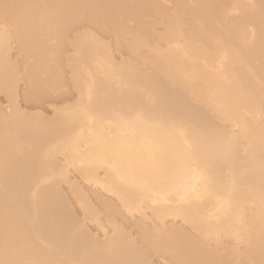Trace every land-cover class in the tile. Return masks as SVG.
<instances>
[{
  "label": "bare ground",
  "instance_id": "1",
  "mask_svg": "<svg viewBox=\"0 0 264 264\" xmlns=\"http://www.w3.org/2000/svg\"><path fill=\"white\" fill-rule=\"evenodd\" d=\"M65 70L73 103L18 107ZM0 94V262L151 264L104 212L164 264H264V0H0Z\"/></svg>",
  "mask_w": 264,
  "mask_h": 264
},
{
  "label": "rangeland",
  "instance_id": "2",
  "mask_svg": "<svg viewBox=\"0 0 264 264\" xmlns=\"http://www.w3.org/2000/svg\"><path fill=\"white\" fill-rule=\"evenodd\" d=\"M165 4L167 5V7H170V4H168L167 2H165ZM171 11V10H170ZM152 17H154V18H157V20H159V21H161V16H152ZM163 21V20H162ZM83 28H86V26L85 27H83ZM160 30H161V27L160 26H158L157 27V31L158 32H160ZM97 34H98V36L100 37V38H102V39H104L106 42H107V40H108V42L107 43H111V45H113V42H112V38L111 37H107V35L106 36H104V35H102V33H100V32H97ZM99 34H101V35H99ZM72 37V34L70 35V38ZM107 37V38H106ZM16 45H12V51H11V58H13L12 60L14 61L15 59V63L17 62L19 65H18V68H20V69H18L19 70V72H21V70H22V68H23V66H21L20 67V63L22 62V59L21 58H18V54H19V52H18V48H17V46L15 47ZM114 49V48H113ZM117 50L115 49L114 50V57H115V59L117 60V61H119V60H121V58H124V59H127V57H129L128 56V54L126 53V52H120V51H117ZM116 54V55H115ZM16 55V56H15ZM121 55V56H120ZM124 56V57H123ZM15 57V58H14ZM20 57V56H19ZM21 59V60H20ZM16 63V64H17ZM138 63L141 65V63L138 61ZM23 64V63H22ZM143 64V63H142ZM24 65V64H23ZM142 66V68L143 69H148V66L146 65V64H143V65H141ZM19 72H18V74H19ZM19 75H22V72H21V74H19ZM68 76H70V73H69V71H67V70H65L64 71V73H63V77H65L64 78V80H65V83L60 87L59 85V87H55V88H52V91H51V89H46V88H43V90L41 91V90H38L39 92H41V94L43 93H46L45 94V96L47 97H44L43 99L42 98H40V99H38L36 102L35 101H32V100H30V101H32V102H28V103H26L27 101H25V99L26 98H24V95L22 96V94L25 92L24 91V89H26V86H25V84H24V79H22L21 78V80H23L22 82H21V80H20V82H18L17 83V86L18 87H16V89H17V91H15V92H17V93H15V96L18 98L16 101H17V103H18V107L22 110V111H24L25 113L27 112V113H32V114H35L36 112L37 113H42V116L44 117V118H47V119H52L53 118V116H54V110L53 109H55V108H57L58 107V109L59 108H63L64 107V105L63 104H65V105H67V104H71V103H73V101L75 100V96L77 95V93H76V91L74 90V88L72 87V84L70 83L71 81H70V79H69V77ZM21 77V76H20ZM67 84V85H66ZM67 86V87H66ZM71 86V87H70ZM62 87H63V89H62ZM65 87V88H64ZM45 90V91H44ZM55 90V91H54ZM24 91V92H23ZM49 91V92H48ZM58 91V92H57ZM37 93V94H40V93ZM51 92V93H50ZM55 92V93H54ZM62 93V95L60 96V94ZM53 94V95H52ZM65 94H66V96H65ZM52 95V96H51ZM58 95L60 96V98L58 97ZM69 95V96H68ZM50 96L52 97V98H50ZM15 97V98H16ZM56 97H58V98H56ZM62 97V98H61ZM68 97V98H67ZM67 98V99H66ZM69 98H71V99H69ZM63 99V100H62ZM40 100H41V102H40ZM56 100V101H55ZM59 100V101H58ZM61 100V101H60ZM25 101V102H24ZM43 101V102H42ZM50 101V102H49ZM8 102V101H7ZM6 102V97L2 94V96H1V94H0V107H2V108H4V109H6V111L8 110V108H7V105L8 104H6L7 103ZM34 102V104H32ZM39 105H38V104ZM42 103V104H41ZM67 103V104H66ZM37 104V105H36ZM61 104V105H60ZM35 105V106H34ZM54 106V107H53ZM9 107V106H8ZM1 108V109H2ZM32 110V111H31ZM34 112V113H33ZM30 113V114H31ZM39 113V114H40ZM52 116V117H51ZM49 117H51V118H49ZM60 159V158H59ZM71 171V170H70ZM70 180H71V182H75L76 184H79L80 186H82V188H83V190L86 192V193H88V194H90L92 191V193L93 194H98V193H100V191H97V190H95V188H91V186L90 185H86L83 181H82V179L78 176V174L75 172V171H71L70 172ZM83 182V183H82ZM69 185H65V184H61V186H60V189H61V192L65 195V197L67 198V200H68V203L70 204V208H71V213L76 217V219L78 220V221H82V220H84V217H83V214H82V211L80 210V207H79V205L76 203L77 201H76V198H75V196L72 194V192H71V190H70V186L68 187ZM68 188V189H67ZM88 189V190H87ZM94 189V190H93ZM91 193V195H89V197H90V200H91V202H92V204L94 205V206H96V208H97V204H96V201H95V196L93 195ZM94 197H93V196ZM98 195H101L102 197H104L105 199H107V200H109L110 202H113V199L110 197V196H107V195H105L104 193H100V194H98ZM73 196H74V198H73ZM106 196V197H105ZM104 213V212H103ZM102 213V216L99 218L100 219V221H102V224H104V225H107V220L109 219H111V221L113 220L115 223H117L118 225L117 226H120L121 228L123 227V229L126 231V233L128 234V235H130V237L136 242V244H137V246H138V248L140 249V250H142V252H144V254L146 255V257H147V259L150 261V263L151 264H164L165 263V261H164V259L162 258V257H158L159 255H156V254H154V255H152L153 253L151 252V250H149V249H147L146 247H145V245L142 243V241H141V238L140 237H142V234L141 233H139L140 232V230L139 229H137V226H136V228H135V224H136V222H137V220L139 219V216L138 215H133L134 217H129V216H127V215H125V217L124 216H113V219L109 216V214H106V213H104L103 214ZM124 217V218H123ZM83 218V219H82ZM118 218H120V220H118ZM132 218V219H131ZM82 219V220H81ZM123 219H125V220H123ZM123 222H122V221ZM133 220V221H132ZM130 221V222H129ZM134 221H135V224H134ZM127 222V224H125ZM129 223H130V225L131 226H129ZM149 223V224H148ZM151 223H153V221H151V220H148L147 222H146V224H147V226H149V225H152ZM120 224V225H119ZM133 224H134V227H133ZM85 225L87 226L86 228H88V230H89V232H91L90 234H92V235H95V236H97L99 239H100V236H99V234L101 233L99 230H97L96 228H97V226L95 225V223L93 224H91V222L89 221V223H88V221H86V223H85ZM123 225V226H122ZM164 225H165V227H171V226H176V227H179V228H181V229H183V230H185L186 232H188V234L189 235H194V232L187 226V225H183V223L181 222V221H179V220H169V219H167V220H165V223H164ZM129 229H128V228ZM101 239H102V237H101ZM141 241V242H140ZM222 245H224V247L223 246H221V249L224 251L225 249H223V248H226V250H227V248H231V247H233L234 246V244H233V242L232 241H230V240H226V239H222ZM230 245V246H229ZM229 246V247H228ZM223 247V248H222ZM145 248V249H144ZM147 250H149L150 251V253H148V251ZM221 250V251H222ZM226 250H225V252H226ZM220 254H224V252H221ZM225 255V254H224ZM150 256V257H149ZM162 259V260H161Z\"/></svg>",
  "mask_w": 264,
  "mask_h": 264
},
{
  "label": "snow or ice",
  "instance_id": "3",
  "mask_svg": "<svg viewBox=\"0 0 264 264\" xmlns=\"http://www.w3.org/2000/svg\"><path fill=\"white\" fill-rule=\"evenodd\" d=\"M5 7H7V5H5ZM0 264H6V262H0Z\"/></svg>",
  "mask_w": 264,
  "mask_h": 264
}]
</instances>
